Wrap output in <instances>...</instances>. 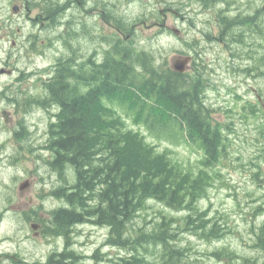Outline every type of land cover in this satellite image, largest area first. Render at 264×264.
Listing matches in <instances>:
<instances>
[{
    "label": "rangeland",
    "instance_id": "374dc122",
    "mask_svg": "<svg viewBox=\"0 0 264 264\" xmlns=\"http://www.w3.org/2000/svg\"><path fill=\"white\" fill-rule=\"evenodd\" d=\"M168 1L180 5L178 14L168 10L160 0H94V3L90 0L80 3L76 0L72 3L71 0H55L48 6L46 0L47 19L53 21H47V32L44 36L38 25L27 22L25 13L18 17L12 16V4H20L23 0H0V69L16 66L32 71L37 67L38 77H42L44 71L47 77L59 58L62 61L72 58V63L83 64L85 59H81L82 57L98 49L103 52L105 43L101 37L105 34L130 40L137 47H147L155 52L157 62L164 67H172L173 56L190 55L192 59L185 72L191 74L196 66L199 67L200 81L207 97L206 104L211 108V117L221 126L230 127L225 130L227 137L224 158L209 169L212 178L205 194L194 204L195 211H176L160 202L148 201L132 225L148 230L156 222L159 223L163 216L173 218L172 221H167L170 223L167 229L174 233V239L184 251L183 264H236L242 257H261L262 253L255 245L254 232L264 222V111L257 108L255 94L251 89L255 88L264 94V77L261 73L249 76L244 70L233 72L231 68L236 66L234 57L227 51L221 52L219 46L200 39L203 10L200 0ZM239 1L246 3V0ZM108 6L110 8L106 9ZM186 6L188 10L185 9ZM90 8L95 9L94 13L88 12ZM53 10L54 14L51 13ZM150 11L155 13L154 18L147 17L151 21L146 20L143 25L135 23L139 15ZM111 12L118 18L127 19L130 24L135 23L134 34L126 37L118 35L115 30L116 22L114 24L108 16ZM36 13L37 9L34 7L29 15L35 16ZM71 13L89 16L84 19L79 16L78 28H75L79 29L78 36L70 39V44L66 45L64 41H58V34L60 30H66L63 22L71 18ZM54 22L58 25L57 29L52 25ZM32 30L36 40L30 52V43L26 40ZM198 52L201 53L203 66L200 57L193 58ZM10 82L12 81L9 76L1 75L0 92L3 84ZM22 83L33 87V84L40 82L35 76H30ZM105 102L127 128L142 135L156 149L166 152L174 162L188 170L197 169L202 154L195 146L171 137L167 132L154 133L141 121L135 110L123 109L122 103L117 100ZM36 111L41 117L40 120L28 119L25 121V129L22 130L32 132L35 137H44L52 116L48 111ZM12 118L14 119L13 116ZM1 124L6 129L12 123H6L0 114V126ZM31 140L34 141L35 138ZM19 164L21 166L17 168L0 165V264H47L52 256L58 260L61 254L71 250L77 254L74 259L77 262L74 264H109V260L127 252L108 242L109 233L106 227L89 223L75 227L74 233L69 236L70 245H65L61 238L57 246L58 252L62 253L54 250L52 246L55 243L47 245L32 237L30 228L24 226V216L20 217L16 213L18 209L10 207L17 203L6 201L5 197L20 194L19 181L32 175L31 178L36 181L32 182L30 178L31 185L25 193L27 196L37 195L38 199L44 201L48 189L53 185L59 186L60 181L49 170L48 165H38L31 155ZM14 177L19 180L12 187L11 179ZM47 200L49 201L45 203L48 208L58 204V200L54 198ZM187 215L190 217L187 218ZM196 223H201L204 227L209 225L212 233L205 228L196 227ZM207 231L208 234L205 235ZM156 250L154 247L148 249V264H157ZM226 253L231 255H222ZM66 257L67 255L63 258Z\"/></svg>",
    "mask_w": 264,
    "mask_h": 264
},
{
    "label": "trees",
    "instance_id": "16d2710c",
    "mask_svg": "<svg viewBox=\"0 0 264 264\" xmlns=\"http://www.w3.org/2000/svg\"><path fill=\"white\" fill-rule=\"evenodd\" d=\"M54 1L48 0L47 6ZM160 1L167 9L174 3ZM256 3V12H263L264 0ZM108 16L126 37L134 34L135 23L143 25L155 13L144 12L131 24L113 12ZM258 31L256 17L255 33ZM101 39L105 43L103 57L93 68L84 62L75 69L72 58H59L45 80L46 107L52 116L47 132L53 155L48 164L60 181L52 193L62 201L53 213V224L61 226L63 235L70 227L83 223L106 227L108 242L127 250L109 260V264H148L146 254L150 247L157 249V264H183L184 251L167 229V221L173 218L163 216L162 222L148 230L135 228L132 222L148 201L160 202L176 211H195L194 204L210 184L209 169L224 158L225 130L230 127L221 126L211 117L199 67L191 74L178 72L160 65L155 52L147 47H137L113 34ZM63 40L70 44L69 39ZM34 41L29 42L30 52ZM106 100H117L123 109L135 110L154 133L167 132L195 146L202 154L197 169L188 170L174 162L166 152L127 128ZM262 159L264 162V152ZM196 227L212 233L209 225L196 223ZM254 236L262 256L242 257L236 264H264V222ZM61 255L56 260L58 264L77 262L73 250ZM67 258L69 262L65 263Z\"/></svg>",
    "mask_w": 264,
    "mask_h": 264
},
{
    "label": "flooded vegetation",
    "instance_id": "af4514ba",
    "mask_svg": "<svg viewBox=\"0 0 264 264\" xmlns=\"http://www.w3.org/2000/svg\"><path fill=\"white\" fill-rule=\"evenodd\" d=\"M74 0H71V3ZM78 3L84 0H76ZM89 2V0H85ZM94 3V0H90ZM201 6L203 8L201 12V27H200V39L204 40L206 43L215 44L220 47L221 52L227 51L234 57V65L232 66V71L236 72L238 70H244L249 76L254 74L261 73L264 77V3H262L261 13L256 12L257 8L255 0H246V3H242L239 0H200ZM179 4L172 3L171 7H168L173 13L180 11ZM16 7V10H14ZM36 8L37 13L35 16H30L29 12L31 8ZM108 7H106L107 9ZM12 16L18 17L22 16L23 13L26 14L27 22H31L33 25L39 26V31L43 32L44 36L46 34V23L50 21L47 19L46 15V0H38L35 2H22L20 4H12ZM75 9V8H73ZM188 10L187 6L185 8ZM94 8H90L88 12L94 13ZM103 11V9H101ZM25 11V12H24ZM71 18L63 22L65 25V31H61L58 34V41H64L63 39L73 40L78 36V20L79 16H82V13H71ZM94 15V14H93ZM89 15L82 16V19L87 18ZM259 24V31L255 33V22ZM51 22V21H50ZM52 25L55 26V29L58 28V25L54 22ZM115 30L118 35L122 33L115 27ZM31 34L27 37V42L36 40L34 30L30 32ZM29 34V32H28ZM74 45H72V48ZM105 48V47H104ZM103 48V51H104ZM96 52V53H95ZM95 52H92L81 59H85L86 65L93 68L94 63H99L103 57V52H100L99 49ZM200 53V52H199ZM44 54V51L42 52ZM40 54V55H42ZM190 56V55H186ZM201 59V66L204 65V62ZM195 58V56L193 57ZM191 57L189 62L191 61ZM78 59H76L77 61ZM194 60V59H193ZM56 62V61H55ZM188 62V64H189ZM195 60L193 65H195ZM83 64H75L73 67L79 69ZM37 68V67H36ZM34 68L32 71H27L25 69L17 68L16 66H10L0 69V76L7 75L10 77V83H4L2 87L3 90L0 92V114L3 116L6 123H12L8 128H4L3 124L0 126V165L12 166L17 168L21 166L19 163L21 161L29 159L30 155L33 156L34 160L38 165L46 166L48 161L52 158L53 153L48 147V138L49 133L46 135L35 137L32 135V132L25 129V124L28 119L37 118V121L40 120V115L36 110L42 112L48 111L46 107V71L42 77H38L37 70ZM30 76H35L36 79H39V84L35 83L31 87L29 84L25 85L22 83L26 78ZM255 94V102L257 103V108L264 111V94L263 92H258L257 89H251ZM2 104V105H1ZM49 112V111H48ZM53 112V111H51ZM14 117V119L12 118ZM15 124L13 123L14 121ZM17 123V124H16ZM36 125V123H33ZM25 126V127H24ZM29 128V127H28ZM35 138L34 141L31 139ZM45 164V165H44ZM49 170L52 172L51 167ZM32 175H29L24 180L19 181V185L22 182H25L27 187L24 189H19L20 194H11L5 197L6 201L17 203L16 205H11L18 209L16 213L24 216L23 223L25 227L30 228L32 232V237L40 239L42 243L52 244L55 243V246H52L54 250L58 252V243L61 238L64 239L65 245H70L69 236L73 234L75 228L70 227L66 235H63L61 232V226H57L55 221L53 222L52 216L54 211L62 206L61 198L57 195H53L52 190L58 186L53 185L48 189V195L45 196L46 200L38 199L37 195L27 196L25 192L28 191ZM32 182L36 181L34 178H31ZM40 180H43V177L39 176ZM19 178L14 177L11 179V186L16 185ZM45 185V184H42ZM56 199L58 204L53 205L52 207L46 206L47 199ZM28 239V236L26 234ZM62 253V251L58 252ZM41 260V259H40ZM65 263L69 262V259H64ZM51 264H58V262L51 258L48 260ZM54 262V263H52ZM37 263V262H35ZM44 264V263H37Z\"/></svg>",
    "mask_w": 264,
    "mask_h": 264
},
{
    "label": "water",
    "instance_id": "95a60500",
    "mask_svg": "<svg viewBox=\"0 0 264 264\" xmlns=\"http://www.w3.org/2000/svg\"><path fill=\"white\" fill-rule=\"evenodd\" d=\"M14 10H16V7H14ZM177 33V30H175ZM190 60V56L186 55H176L172 57V68L178 72H184L187 68L188 62ZM27 185L25 182H22L19 185V189L26 188Z\"/></svg>",
    "mask_w": 264,
    "mask_h": 264
}]
</instances>
